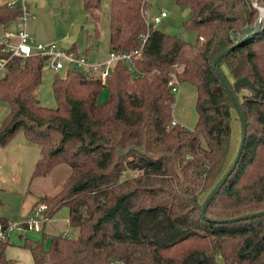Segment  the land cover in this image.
Returning a JSON list of instances; mask_svg holds the SVG:
<instances>
[{
	"label": "trees",
	"instance_id": "trees-1",
	"mask_svg": "<svg viewBox=\"0 0 264 264\" xmlns=\"http://www.w3.org/2000/svg\"><path fill=\"white\" fill-rule=\"evenodd\" d=\"M176 3L192 12L184 27L197 32L195 42L148 25L147 0H111L109 51L138 50L148 35L135 60L144 75L123 61L105 83L70 68L53 78L56 108L38 100L43 57L10 58L0 44V58H10L0 78V103L9 106L0 145L24 131L41 153L32 179L71 167L61 191L38 203L47 204L48 218L67 207L78 236L44 228L40 237L23 236L34 264H219V256L225 264H264V22L254 33L260 12L251 0ZM84 5L98 33L102 0ZM23 13L22 4L0 0V27ZM224 65L235 82L247 77L255 88L236 92ZM173 76L197 90L193 128L173 125ZM221 78L244 116L246 137L238 163L208 201L234 163L226 168L236 106ZM104 88L109 98L102 102ZM127 170L140 174L125 177ZM8 246L0 242V264L10 262Z\"/></svg>",
	"mask_w": 264,
	"mask_h": 264
},
{
	"label": "rangeland",
	"instance_id": "rangeland-1",
	"mask_svg": "<svg viewBox=\"0 0 264 264\" xmlns=\"http://www.w3.org/2000/svg\"><path fill=\"white\" fill-rule=\"evenodd\" d=\"M26 1L27 8L31 13L27 20V30L35 41L54 43L63 48L75 46L77 54L87 56L91 61L101 62L109 58L111 0H102L99 10L98 33L96 25L89 19L84 0ZM17 3L24 5L25 0H18ZM163 10H166L169 15L156 25L158 29L169 34H176L189 42L196 41L197 32L195 30L188 28L181 31L192 12L188 8L179 6L176 0H147V21L151 22L154 16ZM259 12L260 16L253 25V30H257L260 23L263 25L264 17L260 10ZM7 31L17 33L16 23H12ZM0 41L3 43L4 40L0 38ZM11 41L17 43L18 40L11 38ZM223 71L228 81L234 85V77L226 65L223 66ZM56 74L65 77L67 69L54 70L48 62H45L43 81L38 88L37 95L40 104L48 108L57 107L53 92V78ZM1 76L2 73H0V78ZM247 92L244 90V93ZM108 98L109 92L107 88H104L100 100L104 102ZM8 112L9 106L6 103H0V126ZM180 113L183 125L187 127L196 125L198 113L194 99L189 104L188 112ZM231 127L232 135L226 168L237 158L243 140L242 120L236 107L233 111ZM40 156V148L27 141L23 130H19L7 145H0V216L22 220L33 203H35L34 208L38 206L39 203L36 201H39L41 197L53 196L61 191L65 180L71 173V167L68 164H62L48 175L32 179V172ZM139 174V171L127 170L125 177ZM206 196L207 193L203 195L202 199ZM66 212V207L60 210L61 215ZM62 224L64 223L62 222ZM69 228V225L65 223L63 231ZM149 234L152 236L153 232L150 231ZM68 235L71 236L73 233L69 232ZM27 236L34 239L41 235L29 232ZM218 263L225 264L221 256L218 257Z\"/></svg>",
	"mask_w": 264,
	"mask_h": 264
},
{
	"label": "built area",
	"instance_id": "built-area-1",
	"mask_svg": "<svg viewBox=\"0 0 264 264\" xmlns=\"http://www.w3.org/2000/svg\"><path fill=\"white\" fill-rule=\"evenodd\" d=\"M252 5L259 9L264 15V3L263 0H251ZM11 4H16L12 2ZM23 16L15 22L18 28L17 33L6 32L4 41L5 49L10 52V58L13 56L21 58H29L32 56H48L46 62L54 70L61 69H78L82 70L86 76L92 79H101L103 83L107 81L111 71L115 68L119 61L125 62L129 70L134 73L135 76H143L144 74L139 72L135 67V60L142 57L143 46L148 38V35H144L142 38V46L140 49L128 52H110V56L104 61H91L87 56L76 54L69 50V48L60 47L54 43H41L35 41V39L29 34L27 30V20L31 16L27 8V4L23 5ZM166 10L161 11L155 15L151 22L147 21L148 25L156 27L164 18L168 17ZM241 32L233 33L232 39L237 42L241 37ZM11 38H17V43H13ZM10 58H0V73H5V67ZM173 93L179 92L181 84L178 82L177 77L173 76L170 81ZM178 124L174 119L173 125ZM47 204H38L33 209V213L24 218L23 220H8L4 222L0 219V242H9L13 235L27 234L29 232L40 233L43 229V225L50 218L46 216Z\"/></svg>",
	"mask_w": 264,
	"mask_h": 264
},
{
	"label": "crops",
	"instance_id": "crops-1",
	"mask_svg": "<svg viewBox=\"0 0 264 264\" xmlns=\"http://www.w3.org/2000/svg\"><path fill=\"white\" fill-rule=\"evenodd\" d=\"M17 1L18 0H1L2 3H6V2H11V3L16 2L17 3ZM25 3L27 4L26 0H25ZM8 28L9 27H7V28L0 27V38H2V40L4 39L5 33L8 32L7 31ZM9 32H11V31H9ZM1 43H2V41H0V44ZM108 45H109V43H108ZM192 99H194L195 102L197 101V90H196V88L189 83L182 84L180 86L179 92L176 94V101H175L174 110H173L174 119L182 125H183L182 120H181L182 115L180 112H182V113L188 112L189 104H190ZM183 126H186V125H183ZM193 127H194V125L190 126L189 128H193ZM30 183H31V181L29 182L28 188L30 186ZM37 202H38V200L36 201V203ZM34 204L35 203H33L31 208L28 210V213H26L25 217H23L22 220L24 218L30 216L33 213ZM2 217L13 220L7 216H0V219ZM62 222L64 224L61 225ZM65 223H67V225H69V209L68 208H67L66 213H63L61 215V213L59 212L56 215H54L52 218H50V220L45 222L43 225L44 232L46 231V233H48L49 235H63V236H69L71 238H76L78 236V229L73 228L69 225L70 228L63 231ZM69 232H72L73 235H71V236L68 235ZM38 234H41V233H38ZM23 236H27V234L13 235L11 237L9 246L6 249V258L8 260H10V262L7 264H34L33 257H32L30 250L27 248H24L22 246ZM35 238H37V236Z\"/></svg>",
	"mask_w": 264,
	"mask_h": 264
},
{
	"label": "water",
	"instance_id": "water-1",
	"mask_svg": "<svg viewBox=\"0 0 264 264\" xmlns=\"http://www.w3.org/2000/svg\"><path fill=\"white\" fill-rule=\"evenodd\" d=\"M263 3H264V0H263ZM262 25V23H260L259 25V28L257 30L254 31V33L258 32L259 29H260V26ZM185 30V27H182L181 28V31L183 32ZM224 54H222L217 60L216 62L223 56ZM45 61L48 59V56H44L43 58ZM215 62V64H216ZM222 79V82L225 86V88L227 89L229 95L231 96L237 110L239 111V114H240V118L242 120V125H243V140H242V145H241V148L239 150V153H238V156L237 158L235 159L234 163L232 164L231 168L229 169V172L228 174L222 179V181L220 182V184L217 186V188L212 192V194L210 195V197L208 198V201L210 200V198L214 195V193H216L217 189L220 188L226 181L229 173H231L233 171V169L235 168L236 164L238 163L239 161V158L241 156V153H242V150H243V147H244V142H245V137H246V122H245V119H244V116L242 115V113H240V109H239V106H238V102L236 101L230 87L228 86V84L226 83V81ZM245 86H250L252 88H255L254 84L251 82V80H249L247 77H243V78H239L235 84H234V89L236 92H239L243 87ZM205 211H206V207L203 208V214H205Z\"/></svg>",
	"mask_w": 264,
	"mask_h": 264
},
{
	"label": "bare ground",
	"instance_id": "bare-ground-1",
	"mask_svg": "<svg viewBox=\"0 0 264 264\" xmlns=\"http://www.w3.org/2000/svg\"><path fill=\"white\" fill-rule=\"evenodd\" d=\"M263 17H264V15H263Z\"/></svg>",
	"mask_w": 264,
	"mask_h": 264
}]
</instances>
